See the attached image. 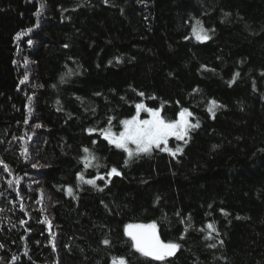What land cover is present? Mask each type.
<instances>
[{"label": "trees", "instance_id": "16d2710c", "mask_svg": "<svg viewBox=\"0 0 264 264\" xmlns=\"http://www.w3.org/2000/svg\"><path fill=\"white\" fill-rule=\"evenodd\" d=\"M139 102L199 121L182 152L100 136ZM0 162V264H264V0H0ZM150 222L166 261L124 233Z\"/></svg>", "mask_w": 264, "mask_h": 264}, {"label": "snow or ice", "instance_id": "6c2138e0", "mask_svg": "<svg viewBox=\"0 0 264 264\" xmlns=\"http://www.w3.org/2000/svg\"><path fill=\"white\" fill-rule=\"evenodd\" d=\"M138 2H143V0H138ZM44 5L41 4L37 9V15L43 10ZM227 15V14H226ZM31 31V29H29ZM24 33H17L15 39H20ZM192 34L196 40L204 42L210 39L209 30H206L202 23L197 20L195 24L192 25ZM188 39V37H185ZM29 44L32 43L31 40L28 41ZM15 63V61H14ZM70 74V73H69ZM238 75V74H237ZM28 80L27 74L24 76L21 83H24ZM63 82V77L61 78ZM233 81H229L231 84ZM193 91H197L194 89ZM99 95V93H97ZM139 95L143 96L144 93ZM32 97L29 96L28 100L31 101ZM31 111L30 107L26 105ZM137 115L133 116L131 119H126L121 121L124 126V130L116 136L111 132L110 129H102L101 135L106 139L109 144L115 145L116 148L123 149L129 159L133 156H138L141 153L150 154L153 148H158L161 151L168 152L170 155L175 156L176 153L182 152L183 149L177 147L175 150L168 147L169 137H175L177 140H182L185 144L188 143V135L191 130H194L200 126L199 121L192 123L189 120V117L192 116V113L187 108H182L177 114L176 119H165L161 115L160 109L147 108L143 103L136 104ZM218 107H222L214 99L207 102V111L210 114H214ZM146 111L149 114V119L140 120L138 119L140 111ZM25 119V123H27ZM40 127V125H36ZM91 133L95 129H88ZM95 143V141H93ZM129 144L135 145V148H129ZM163 145V147H161ZM26 154L27 149L23 150ZM83 151L87 154L83 157V162L85 168L92 166V161L95 160V156L91 154L88 148H84ZM129 159L125 160V165L129 163ZM2 163V162H0ZM7 171V165L4 166ZM37 167V165H33ZM107 177L119 176L121 175L120 171L116 167H113L110 171L106 173ZM77 178L83 183L89 185H95L96 179L104 180V176H99L93 179H85L81 173H77ZM69 194H71L72 189H68ZM23 207V205H21ZM47 222V221H46ZM21 224L24 221L20 222ZM50 225V222H48ZM206 228L209 230V233L214 232L215 225L209 223L206 225ZM124 233L132 241V247L136 252L140 253L144 257H150L156 261H166L167 258L173 257L177 250L180 248V245L175 242H163L156 231V224L151 223L148 225H125ZM207 238H211L210 234ZM104 244H108V240L103 241ZM215 247V245H210ZM2 247V245H0ZM16 257H13V260ZM113 264H127L126 260L123 257L114 258Z\"/></svg>", "mask_w": 264, "mask_h": 264}, {"label": "rangeland", "instance_id": "374dc122", "mask_svg": "<svg viewBox=\"0 0 264 264\" xmlns=\"http://www.w3.org/2000/svg\"><path fill=\"white\" fill-rule=\"evenodd\" d=\"M139 103H142V102H139ZM138 104V103H137ZM144 104V103H143ZM145 105V104H144ZM146 106V105H145ZM148 108V107H147ZM135 115H137V110H136V107H135V112H134V114L132 115V116H130V117H128V118H126V119H131L133 116H135ZM150 117H149V114L146 112V111H143V110H141L140 111V113H139V116H138V119H140V120H145V119H149ZM177 118V117H176ZM126 119H124V120H126ZM189 120L191 121V116L189 117ZM192 122V121H191ZM193 123V122H192ZM124 130V126H123V124L121 123V128H120V130L119 131H113V130H111V132L112 133H114L116 136H118L119 135V133L121 132V131H123ZM100 136L104 139V137L101 135V132H100ZM104 140H106V139H104ZM107 141V140H106ZM171 141H173V142H178V143H183V141L182 140H177L175 137H169V140H168V147L169 148H171V149H173V150H175L177 147H180V148H182V146L181 145H178V144H170V142ZM108 142V141H107ZM109 143V142H108ZM110 145H112V146H114L115 147V145H113V144H110ZM163 146V145H162ZM129 148H132V149H134L135 148V145H132V144H129ZM120 149V148H119ZM121 150H123V149H121ZM124 151V150H123ZM125 152V151H124ZM168 153V152H167ZM180 153V152H179ZM179 153H176V155L177 154H179ZM125 154L127 155V153L125 152ZM142 154V153H141ZM128 157V156H127ZM151 223H153V222H150V223H135V224H131V225H148V224H151ZM156 231H157V225H156ZM128 237V236H127ZM129 238V237H128ZM130 239V238H129ZM131 240V239H130ZM132 242V241H131ZM164 242V241H163ZM165 243H167V242H165ZM135 250V249H134ZM148 258H150V257H148ZM152 259V258H151Z\"/></svg>", "mask_w": 264, "mask_h": 264}]
</instances>
